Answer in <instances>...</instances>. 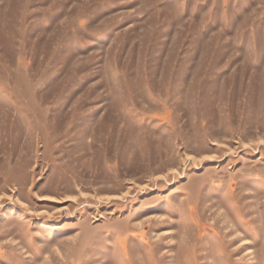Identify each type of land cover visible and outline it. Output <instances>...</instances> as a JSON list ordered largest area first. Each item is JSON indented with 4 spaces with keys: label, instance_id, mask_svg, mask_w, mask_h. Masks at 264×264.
<instances>
[{
    "label": "rangeland",
    "instance_id": "1",
    "mask_svg": "<svg viewBox=\"0 0 264 264\" xmlns=\"http://www.w3.org/2000/svg\"><path fill=\"white\" fill-rule=\"evenodd\" d=\"M0 264H264V0H0Z\"/></svg>",
    "mask_w": 264,
    "mask_h": 264
}]
</instances>
